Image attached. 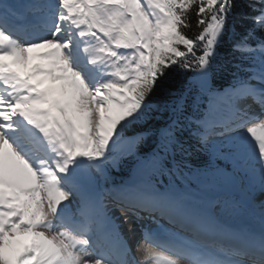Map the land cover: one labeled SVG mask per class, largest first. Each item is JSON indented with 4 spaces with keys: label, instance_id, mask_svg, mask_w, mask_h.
<instances>
[{
    "label": "snow or ice",
    "instance_id": "snow-or-ice-1",
    "mask_svg": "<svg viewBox=\"0 0 264 264\" xmlns=\"http://www.w3.org/2000/svg\"><path fill=\"white\" fill-rule=\"evenodd\" d=\"M258 194L264 0H0V264H264Z\"/></svg>",
    "mask_w": 264,
    "mask_h": 264
},
{
    "label": "trees",
    "instance_id": "trees-1",
    "mask_svg": "<svg viewBox=\"0 0 264 264\" xmlns=\"http://www.w3.org/2000/svg\"><path fill=\"white\" fill-rule=\"evenodd\" d=\"M184 31L189 37H193V38L198 34L200 29L195 26V17H193V19H192V27L186 28V29H184ZM149 143H151V140H149ZM189 143L192 145V147L189 149L191 154L184 157V159H186L187 162L189 164H191L193 167L199 166L207 159V155L203 152L196 150V146H195L194 141H190ZM176 159L180 160L181 156L177 155ZM218 163H221V166H223L222 162H218ZM130 168H131V164H127V165L123 166L121 172H119V173L113 172V175H114L117 183H119L121 180H128L129 179ZM162 179H163L164 183L168 182V177H163ZM177 183H179V181H177Z\"/></svg>",
    "mask_w": 264,
    "mask_h": 264
},
{
    "label": "bare ground",
    "instance_id": "bare-ground-1",
    "mask_svg": "<svg viewBox=\"0 0 264 264\" xmlns=\"http://www.w3.org/2000/svg\"><path fill=\"white\" fill-rule=\"evenodd\" d=\"M259 197H263V196L259 195ZM257 199L259 200V199H264V198H258L257 197ZM116 215L119 216L120 213L117 212ZM122 231H123L125 236H130L127 225L123 226ZM130 243L133 246V251H134V253L136 255V259L140 262V264H146L145 256L142 255L141 253L135 251L138 243H139V246L141 248H148L149 247V245H147L146 243L142 242L141 233H140L139 229H137V231H136L134 236H130ZM151 264H154V261H152Z\"/></svg>",
    "mask_w": 264,
    "mask_h": 264
},
{
    "label": "rangeland",
    "instance_id": "rangeland-1",
    "mask_svg": "<svg viewBox=\"0 0 264 264\" xmlns=\"http://www.w3.org/2000/svg\"><path fill=\"white\" fill-rule=\"evenodd\" d=\"M257 197H258V198H264V196H263V197H259V195H257Z\"/></svg>",
    "mask_w": 264,
    "mask_h": 264
}]
</instances>
